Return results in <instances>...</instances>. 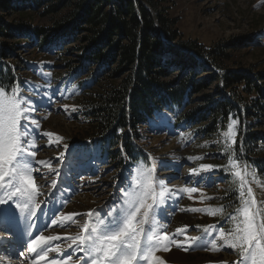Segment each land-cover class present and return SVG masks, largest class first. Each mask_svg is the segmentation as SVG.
Segmentation results:
<instances>
[{"label": "rangeland", "instance_id": "rangeland-1", "mask_svg": "<svg viewBox=\"0 0 264 264\" xmlns=\"http://www.w3.org/2000/svg\"><path fill=\"white\" fill-rule=\"evenodd\" d=\"M154 2L159 4L168 20L173 22V31L179 41L195 43L204 51L217 45H226V52L231 59L227 69L236 72L246 71L252 76L264 72L262 0H154ZM3 18L7 19V16ZM40 24L47 25L49 20L36 19L32 25ZM73 47L74 44L67 43L63 48L55 45V49L42 51L35 45L33 47L28 45L11 61L17 76L14 88L25 98L31 97V104L35 108L32 118L37 120L39 127L29 128L30 135L35 137L37 145L34 149L37 152L35 159L46 162L44 165H38L32 161L37 189L42 193L36 200L38 203L46 201L41 203L43 214L37 209V217L32 218L36 225L32 231L45 229V225L51 223L52 213H56L59 220H63L70 213H80L81 215L73 218L75 223L70 222L71 226L60 227L58 222L57 225L42 232L43 235L61 236V241H52V244L53 246L60 244L62 248H66L64 237L80 235L83 225L91 224L93 218L86 215L90 210L105 218L110 207L123 206V199L117 201V197H122L124 188L133 182L137 173L146 168L156 167L157 171L153 172L154 178L156 180L163 178L165 185L176 195L165 201L162 209L166 212H162V216L152 217L151 233L149 225H144L146 234L154 233L161 245L168 246L167 251L160 247L154 253L159 259L153 260L152 264H161V261L163 264H241L240 250L227 247L223 239L219 238V229L223 227L225 237H228L236 223L231 217L239 216L237 210L242 207L239 196L240 179L234 175L237 171L242 174L247 171L245 178L248 184L244 191L247 192L248 187L252 188L257 201L252 211L260 213L258 221L264 220V174L259 173L260 170H264V140L260 154L253 160L247 159L244 151L247 130L264 135V120L251 125L246 115L242 116L240 121L233 116L229 117L228 125L232 120L237 121L232 132L238 143L237 151L234 148L236 144H231L228 125L224 131L206 139L201 133L205 129L203 122L191 125L182 122L177 124L178 118H172L171 113L156 111L149 118L147 126L137 128L140 142H132L135 146V155L128 158L122 152L120 157L122 160L119 163L117 159L119 150L116 146L105 137L90 134L84 117L86 109L82 101L83 94L95 86L88 78L90 74L82 73L81 76L79 73L74 76L71 70L57 63L56 54L60 52L58 50H70ZM72 53L69 52V55ZM208 70L217 72L213 68ZM208 75L209 73L200 75L199 72L195 81L205 82ZM257 82L264 86V80ZM218 85V82H214L204 93L192 95L177 112L179 116L196 112L202 104L199 99L204 94L218 100L220 98L216 90ZM241 96L245 98L244 94ZM188 157L203 159L189 160ZM229 158L235 161V165H229ZM201 164L213 167L207 172L200 170L199 174L192 173L191 170L199 169ZM54 180L57 182L56 189L52 188ZM186 187H197L199 191L192 193L190 199L189 193L180 191ZM230 194L232 198L226 200ZM193 208L209 211L193 212L191 211ZM28 223L29 221L21 217L13 226L17 228L20 224L25 230ZM14 233L13 229L11 232L3 233L8 238L7 244L10 247L6 249L0 246V251L4 248L8 251H24L27 256L26 241L18 242L15 239L18 237ZM19 234L22 236V231ZM35 235L36 233H33V236ZM165 235L167 240L164 238ZM209 236L216 238L215 251L211 249L210 243L207 248L205 247ZM192 237L202 239L193 243ZM66 255L67 253H64L65 257ZM14 258L12 264H21V260L23 264H30L28 259L17 256ZM53 258L61 257L55 252H50L48 259ZM69 264H78L76 256Z\"/></svg>", "mask_w": 264, "mask_h": 264}, {"label": "trees", "instance_id": "trees-1", "mask_svg": "<svg viewBox=\"0 0 264 264\" xmlns=\"http://www.w3.org/2000/svg\"><path fill=\"white\" fill-rule=\"evenodd\" d=\"M36 19L49 24L34 26ZM173 25L154 0H0V85L15 87L11 61L28 45L50 51L74 44L58 50L57 63L74 76L90 74L95 86L83 94L84 117L90 134L116 146L119 163L121 154L135 155L137 128L147 126L156 111L171 113L177 124L203 122L206 139L224 131L230 116L240 121L246 115L251 125L264 120V86L257 82L264 80V72L252 76L227 69L226 45L204 51L179 41ZM199 72L209 73L208 80L195 81ZM214 82L218 100L204 94L196 112L179 116L192 95ZM263 140L261 133L247 130V159L260 154ZM234 148L238 151V143Z\"/></svg>", "mask_w": 264, "mask_h": 264}, {"label": "snow or ice", "instance_id": "snow-or-ice-1", "mask_svg": "<svg viewBox=\"0 0 264 264\" xmlns=\"http://www.w3.org/2000/svg\"><path fill=\"white\" fill-rule=\"evenodd\" d=\"M31 101V97L25 98L16 88L11 86L5 88L0 85V225H2L0 244H7L8 238L3 233L11 232L12 225L21 217L29 221L25 229V235L29 237L25 242L27 256L24 251H0V264H12L13 256L28 259L30 264H41V262L69 264L74 256L78 264L81 262L82 264H144V262L152 264L153 260L159 259L154 253L160 247L167 251L168 246L161 245L154 233L146 234L144 225H149V233H151L152 217L162 216V212H166L162 209L163 204L176 193L165 185L163 178L158 180L154 178L152 168L139 171L133 182L124 188L122 197H117V201L123 199V206L110 207L105 218L99 217L90 210L86 215L93 218L91 224L85 223L80 235L64 237L66 248H62L60 244L54 246L52 244V241H61V236H45L42 232L57 225L58 222L60 227L71 226V223H75L73 218L81 215L80 213H70L63 220H59L57 214L52 213L51 223L45 225L43 230L37 229L41 234L33 237L32 230L36 225L32 222V218L37 217V209L43 214L41 203L46 201L38 203L36 200V197L42 193L37 189L32 161L38 165H44L46 162L35 159L37 152L34 149L37 145L35 137L30 135L29 128L39 125L37 120L32 118L35 108ZM236 123V120H232L228 125V135L233 145L237 143L232 136L233 126ZM45 135L50 136L51 133ZM188 159H203V157H188ZM228 163L235 165V161L231 158ZM212 167L209 164H201L199 169L193 168L191 171L199 174L200 170L207 172ZM225 171L227 172V169ZM247 174V171L244 174L240 171L234 173L240 179L239 196L242 207L237 210L239 216L231 217L236 222L235 228L228 233V237H225L224 228L221 227L219 238L223 239L227 247L240 250L241 264H264V220L258 221L257 217L260 213L252 211L257 203L252 188L248 187L247 192L244 191L248 184L245 178ZM56 187L57 182L54 180L52 188L56 189ZM180 191L189 193L191 199V194L199 189L186 187ZM191 211L209 210L193 208ZM205 231L207 233L208 229ZM164 238L168 239L166 235ZM199 239L202 238H191L193 243ZM171 242L175 243V241ZM209 243L212 250H217L215 237H208L206 248ZM50 252H55L61 258L49 260ZM64 253H67L66 257ZM79 253L83 255H77Z\"/></svg>", "mask_w": 264, "mask_h": 264}, {"label": "bare ground", "instance_id": "bare-ground-1", "mask_svg": "<svg viewBox=\"0 0 264 264\" xmlns=\"http://www.w3.org/2000/svg\"><path fill=\"white\" fill-rule=\"evenodd\" d=\"M69 212H71V210L69 209L68 210ZM58 234V233H57ZM23 237H26V235H25V232L22 230V234H21ZM37 235V234H36ZM45 236H48L47 234H44ZM34 237V236H33ZM24 239V238H23Z\"/></svg>", "mask_w": 264, "mask_h": 264}]
</instances>
